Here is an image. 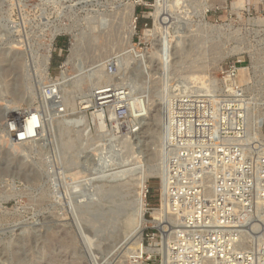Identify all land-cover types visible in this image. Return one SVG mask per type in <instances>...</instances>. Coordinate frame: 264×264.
Returning a JSON list of instances; mask_svg holds the SVG:
<instances>
[{
	"label": "rangeland",
	"instance_id": "rangeland-1",
	"mask_svg": "<svg viewBox=\"0 0 264 264\" xmlns=\"http://www.w3.org/2000/svg\"><path fill=\"white\" fill-rule=\"evenodd\" d=\"M82 1L0 0V264H197L194 252L206 246L217 230L216 223L205 227L194 222L199 208L209 214L218 206L212 192L208 197L213 174L205 172L204 185L197 184L196 189L204 193L202 204L181 198L178 206L168 200L163 203L160 179H148L147 224L138 236L128 224L136 212L130 204L138 187L131 181L135 177H107L112 173L108 162L103 171H90L89 150L80 153L83 146L97 145L102 138L89 118L88 133L79 137L77 129L67 127L64 118L51 111L40 140L18 148L8 131L13 118L20 120L26 109L40 106V89L49 79L40 57L46 55L54 29L70 27L78 36L81 45L75 57L86 49L87 72L95 63L103 70L112 56L129 48L131 9L132 14L151 16L140 19L138 35L148 22L161 38L144 55L146 65L161 60L162 73L141 70L135 86L148 90L144 104L153 114L147 123L158 125L141 127V143L120 139L115 145L121 162L117 161L137 164V169L160 162L163 102L158 104L161 101L152 98V92L163 93L164 85L172 82L168 78L178 72L184 80L198 78L206 153L215 157L222 152L233 159L237 187L233 250L239 264H264V0ZM95 27L103 28L99 38L92 32ZM66 34L51 42L52 77L58 75L63 61L55 49L64 45L67 51L75 43L73 34ZM177 46L178 61L167 64L168 53L173 56ZM65 80L62 91L78 103L80 92ZM191 80L188 86L197 84ZM82 81L74 82L75 86H83ZM104 144L112 143L101 140ZM129 144L132 147L126 149ZM73 171L79 173L77 181L69 177ZM219 203L225 216L227 201ZM158 210L160 216L154 212ZM227 227L224 220L219 228L224 244L229 238Z\"/></svg>",
	"mask_w": 264,
	"mask_h": 264
},
{
	"label": "built area",
	"instance_id": "built-area-1",
	"mask_svg": "<svg viewBox=\"0 0 264 264\" xmlns=\"http://www.w3.org/2000/svg\"><path fill=\"white\" fill-rule=\"evenodd\" d=\"M68 4L71 0H59ZM82 1V0H81ZM82 4L86 2L82 1ZM72 6L68 8L71 9ZM65 16L72 15L71 12L63 14ZM164 18L169 17L163 15ZM151 16L137 15L134 12L132 23L135 34L132 38L131 46L120 54L114 55L106 62L103 70H98V64L95 63L94 69L89 73L85 67L89 65L86 55V49L83 48L85 54H80L72 58L73 43H70L66 51V46L62 45L59 50L55 49L58 57L62 58L58 66V75L52 77L49 73V79L40 89V106L37 108L26 109L25 116L17 120L13 118L9 123V133L15 142L26 144L28 141H39L38 135L44 130L45 123L49 120L51 111L55 113L57 118H71L73 116L86 115L101 134L105 143L119 144L120 139L131 140L141 131L139 120L146 117L145 101L148 100V90H141L133 86L135 79L141 74V70L147 73L149 70L160 71L162 73V61L156 60L146 65L144 52L157 47L156 42L149 36L145 35V31L149 29L150 23H144V31L142 35L137 33V25L140 19H150ZM90 19V18H89ZM154 24L156 22L155 18ZM185 26V23H184ZM68 34H59L55 39L64 38ZM135 35L137 37H135ZM180 46L174 50L173 56L171 51L166 58L167 64L173 59L178 61ZM164 48V46H163ZM165 50V48H164ZM67 52V56L63 58V53ZM133 67L126 70V67ZM236 72L235 67L232 69ZM103 73V76L100 74ZM138 74V75H137ZM181 72H178L168 78L172 81L165 92L166 98L163 102L162 121L163 131L161 140L160 158L168 165L164 171L163 180L161 178L162 200L175 206L179 205L181 198L185 200L195 201L196 204H202L203 191L197 190V184L204 185V176L213 174L212 185L208 186V197H212L210 192L215 196L218 206L210 209L212 212L206 214L203 208H199L194 216V222L205 227H210L216 223V231L213 237L202 247V251L195 252L197 264H217V255L211 254V245H215L214 251H221L225 254V258H220V264H239L237 254L233 250L235 245V237L232 227L233 215L235 213L234 198L237 187L235 185L233 174V159L227 154L218 152L215 157H210L205 150V128L203 120V110L201 102V89L198 87V78L193 80L182 79ZM65 78L71 84L83 78V86L73 85L80 93L79 102H72L71 98L62 91L63 85L66 83ZM126 78V79H125ZM190 80L197 83L188 86ZM186 82V83H185ZM84 87V88H83ZM35 117V118H34ZM33 121H30V120ZM31 122V123H30ZM20 131V132H19ZM30 131H34L30 134ZM17 134V140L13 134ZM28 133V137L24 136ZM42 138V137H41ZM207 172L208 174H205ZM223 175L225 178H221ZM174 180H177L174 181ZM149 193L146 188V194ZM226 200L223 211L226 215H222V208L219 201ZM172 208V206H171ZM226 220L228 224V240L224 244L219 228ZM217 246H219L217 248ZM204 250V252H203Z\"/></svg>",
	"mask_w": 264,
	"mask_h": 264
},
{
	"label": "bare ground",
	"instance_id": "bare-ground-1",
	"mask_svg": "<svg viewBox=\"0 0 264 264\" xmlns=\"http://www.w3.org/2000/svg\"><path fill=\"white\" fill-rule=\"evenodd\" d=\"M132 13H133V10L131 9L130 10L131 18H132V15H133ZM128 29H129V31H128V34H127L128 35L127 36V44H128V46H131L132 38H133V36L135 34V30H134L135 28L133 26L132 21H130V24H129V28ZM92 32L96 34V36H94L95 38H99V36H101V34L102 35L104 34L103 28H101V27H98V28L95 27ZM51 33H50L51 34V39H50V44L47 47V53H46V55H43V56L40 57V59H41L40 66L42 67V71L45 74V76H49L48 75V73H49V70L48 69H49L50 54H51V47H52L51 42H53L54 38L56 36H58L59 34H61V33H70V34H73V30L70 27H66V28H59V27H57ZM145 35L151 37L154 41L157 40L159 42V40L161 39V38H159L158 35H156V32L154 30L153 31H145ZM73 37H74L75 43L73 44L74 54L72 55V57H75V55L79 51V47L81 45V43H80L81 40L78 38V36L76 34H73ZM123 52H124V50H123ZM132 68L130 66H127L126 67V70H129V69H132ZM133 81H134L133 86L135 87L136 86V79L133 80ZM73 84H75V83H73ZM66 86H69V85H66ZM168 86H169V83H167V84L164 85V89H161V91L164 90L163 93H161V92H157L156 93L157 89H156V91H153L152 92V96H153L152 98L158 97L159 98V101H161V103H158V104H162V102H164V100L166 98L165 92L168 91L167 90L168 89ZM64 92H65V90H64ZM146 112H147L146 117H142V119L139 120V123H140L141 127L142 128H144L145 126L146 127H150V126L151 127L152 126L153 127L154 126L156 127L158 125L156 123H154V124L152 123L151 125L147 123V121L148 120H151V118H152V114H153L152 113L153 112L152 109L148 107V110L146 109ZM28 120H30V119H28ZM30 121H33V120H30ZM86 122H87V118H86L85 115L84 116H80V117L64 118V120H63V123L65 125H67V127L69 126L72 129H77L75 131L79 135V137H84V134L88 133L89 125ZM159 125H161L162 131H163V122L161 124H159ZM19 132H17L14 135L15 138H16V140H17V134ZM33 132L34 131H30V134H32ZM27 134L28 133H25L24 136L28 137ZM161 135H162V132H161ZM139 139H140V137H139V134H138L137 136L132 137L130 141L135 142V141H138ZM122 140H124V139H122ZM161 140H162V137L160 138V141ZM128 141L129 140H127L126 142H128ZM100 142H101V140L99 139L98 141H96V143H99L97 145L94 143V144L89 145L88 147H87V145L86 146H83L82 149H81L82 151H80V153H84V152L86 153L89 150V154H87V161L86 162H87V165L90 168L89 169L90 171H95V172L97 171V172H99V169L103 171L102 168H104V166L107 164L106 162H108L109 165L111 164L110 165V169H111L110 172H112V173L111 174H108L107 177L114 178V179H118V178H120V179H127V176L128 175H131L132 177H135L134 180H136V181H134V180H131V181L137 182V186L138 187H136L137 188L136 192H132L135 195L133 196V199L132 200L130 199L131 200L130 204H133L136 207V212H135V218L132 221H129L130 223H128V224H129V227L132 228V231H135L136 233H138V236H139L142 233V231H141L142 227L145 224H147V220L145 219V212H146V209H147L146 208V201H145V194H146V188H147L146 185H147L148 179H150L152 177L158 178L160 180L162 178V180H163L165 168H164V166L161 163V160L162 159H160V162L157 165L147 166V167L144 166L142 169H137V167L135 166L137 164H135V165L134 164L124 165L123 164L124 162H123L122 163L123 165H121V163H120L121 161L119 160L120 158L119 159L117 158V157H119V152H118V150L116 151V149H115L116 148L115 143L112 142L111 145H108V144L107 145H105V144L104 145H100ZM139 142L141 143L142 141L139 140ZM122 143H124V141ZM121 144H120V147L123 146V144L122 145ZM161 144L162 143L160 142V148L162 147ZM20 145H21V143L14 144V146L16 148H18ZM126 146H128V147H126V149H129V148L132 147L131 144L126 145ZM122 148H121V150L124 151V149H122ZM133 155H134V153H133ZM130 156H132V154L129 155V156H127L126 162L129 160L128 158H130ZM64 159H66L65 153H64ZM76 159H77V157H76ZM117 160L120 161V162H118ZM137 171H139V172H137ZM73 173H74V171H73ZM78 175H79V173L76 172V173L70 175L69 177H71L72 179H74V180L77 181L79 179V178H77ZM75 189L78 190L77 185L75 186ZM154 212H158L159 216L162 213L161 210L154 211ZM153 220L154 221H157L158 219L157 220L156 219H153ZM136 245H137V247H140V244L139 243H137ZM213 246L215 247V245H211L209 247V248H212V250L210 252H211V254H214V255H217L218 256V259H216V260L218 261L217 264H220L221 263L220 258H225L226 255L225 254H221V251H214L216 248H214ZM218 247L219 246H217V248ZM137 250H139V248ZM198 251H202L201 248ZM203 252H204V250H203Z\"/></svg>",
	"mask_w": 264,
	"mask_h": 264
}]
</instances>
